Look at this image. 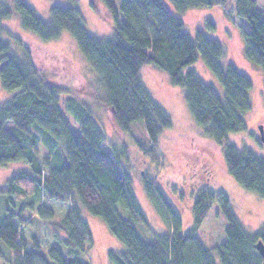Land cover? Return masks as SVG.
Returning <instances> with one entry per match:
<instances>
[{
  "label": "trees",
  "instance_id": "obj_1",
  "mask_svg": "<svg viewBox=\"0 0 264 264\" xmlns=\"http://www.w3.org/2000/svg\"><path fill=\"white\" fill-rule=\"evenodd\" d=\"M65 1L51 7L50 21L43 20L24 0H14L15 12L23 28L44 42L59 38L63 31L74 37L104 88L116 131L129 133L142 154L159 160L160 141L172 120L141 78L144 66L154 65L168 74L172 87L184 91L201 135L222 149L231 177L264 199V156L240 147L230 137L247 132L245 117L253 109L254 82L232 62L224 63L226 43L208 35L215 31L211 20L209 29L198 30L193 38L181 17L190 9L223 6L225 0H89L92 8L98 10L100 4L110 13L112 29L104 38L88 33L78 0ZM233 1L236 17L246 23L242 32L245 56L264 76V9L257 0ZM13 15L0 1V85L15 92L0 105V166L22 162L26 170L0 187L1 261L91 264L87 253L94 240L87 212L103 221L125 247L123 252L108 251L109 264L263 263L256 244H264V225L248 232L223 187L197 188L193 226L184 232L182 214L155 181L142 171L132 173L129 161L125 169L121 157L129 159L128 155L106 142L92 106L73 95L63 100V89L48 81L29 47L10 34L3 22ZM5 35L15 39L19 51L4 40ZM199 60L221 84L222 97L190 69ZM137 122L143 123L148 145L135 136L142 131L132 129ZM139 173L151 205L170 224L165 233L151 229L135 195L133 178L135 182ZM53 201L70 207L55 222L54 241L43 247L41 239L28 236L25 228L34 219L55 221L56 213L49 205ZM215 204L226 221L222 242L212 246L216 260L198 233Z\"/></svg>",
  "mask_w": 264,
  "mask_h": 264
},
{
  "label": "rangeland",
  "instance_id": "obj_2",
  "mask_svg": "<svg viewBox=\"0 0 264 264\" xmlns=\"http://www.w3.org/2000/svg\"><path fill=\"white\" fill-rule=\"evenodd\" d=\"M13 11V17L3 22L12 36L20 38L29 47L38 68L48 81L63 89V100L68 96H75L90 104L95 117L105 131L106 142L109 146H116L118 153L128 155L129 159L121 157L125 169L132 166V173L139 170L149 175L153 181L167 196L172 206L178 210L185 222V231L193 226V198L197 194V188L209 187L220 190V187L232 200L234 212L250 232L259 231L264 225V199L253 191L242 188L231 177L225 164L222 149L213 141L201 135L202 128L195 122L185 102L184 91L170 85L168 74L155 67L146 65L141 71V78L152 97L166 110L172 120V127L167 130L160 141L159 160L154 161L142 154L136 145V141L129 133L115 130L112 123V113L106 105V94L99 79L94 75L76 43L74 37L67 31H63L59 38L44 42L36 34L25 30L22 26L21 16L15 12L14 0H0ZM45 21H50V9L54 5L66 4L65 0H24ZM259 6L264 9V0H257ZM223 6L214 8L190 9L183 14L182 19L185 29L193 38L198 30L207 31L210 20L213 22L215 31L208 35L224 42L226 46L225 62H232L244 74L254 82V88L250 93L253 105L252 111L246 115L248 125L247 132L232 134L231 140L240 147L248 148L255 153L264 156V76L260 69L252 65L245 56V42L243 29L246 23L238 19L234 11V1L225 0ZM78 6L84 19L85 27L89 34L96 37L108 36L111 33V16L102 5L92 8L89 0H78ZM177 14V13H176ZM178 15V14H177ZM5 41L12 43L16 51H19L15 39L3 36ZM57 52L58 57L55 56ZM72 64H66L65 57ZM190 69L196 71L199 77L206 83L212 84L222 97L224 90L219 81L208 71L203 62L199 60ZM15 92L9 93L0 85V105L10 99ZM67 118L73 124L72 119ZM259 126L263 127L261 135ZM142 129L135 136L142 143L148 145L147 133L142 122H137L132 129ZM75 131H77L75 129ZM140 131V130H139ZM263 136V137H262ZM238 146V147H239ZM239 147V148H240ZM126 155V156H127ZM129 161V164H128ZM26 164L10 163L0 166V187H6L8 179L15 173L25 171ZM19 169V170H18ZM137 171L136 174L139 172ZM139 177L133 178L135 195L144 211L151 229L155 233H165L170 228L165 223L155 208L148 200L144 181ZM198 188V189H199ZM49 205L56 213L55 221L45 223L34 219V224L25 228L30 237H38L42 246H49L56 223L70 207L66 203L51 202ZM69 206V207H68ZM90 223L94 243L87 253L91 264H109L108 251L110 249L123 252L125 247L116 240L108 230L106 224L86 212ZM226 221L220 211L219 205L215 204L211 209L198 233L202 241L212 250L213 257L218 259L217 251L212 249L214 244L218 246L223 240V228ZM139 231L141 228L137 226ZM143 232L146 234L144 229ZM148 235L150 233L148 232ZM42 247V249H43ZM0 264H7L0 260Z\"/></svg>",
  "mask_w": 264,
  "mask_h": 264
},
{
  "label": "water",
  "instance_id": "obj_3",
  "mask_svg": "<svg viewBox=\"0 0 264 264\" xmlns=\"http://www.w3.org/2000/svg\"><path fill=\"white\" fill-rule=\"evenodd\" d=\"M259 130H260L261 135H263V127L262 126L259 127ZM262 140H264V138H262ZM256 248H257V250L259 251V253H260L261 257H262V260H263L262 264H264V244H263V242L259 241L256 244Z\"/></svg>",
  "mask_w": 264,
  "mask_h": 264
},
{
  "label": "flooded vegetation",
  "instance_id": "obj_4",
  "mask_svg": "<svg viewBox=\"0 0 264 264\" xmlns=\"http://www.w3.org/2000/svg\"><path fill=\"white\" fill-rule=\"evenodd\" d=\"M260 127V126H259Z\"/></svg>",
  "mask_w": 264,
  "mask_h": 264
}]
</instances>
